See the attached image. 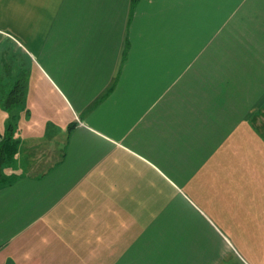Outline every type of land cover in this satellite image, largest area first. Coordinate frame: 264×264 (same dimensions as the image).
I'll return each mask as SVG.
<instances>
[{"label":"crops","instance_id":"obj_1","mask_svg":"<svg viewBox=\"0 0 264 264\" xmlns=\"http://www.w3.org/2000/svg\"><path fill=\"white\" fill-rule=\"evenodd\" d=\"M0 55L3 98L23 85L0 113L32 117L36 148L0 185V264L244 260L264 0H0Z\"/></svg>","mask_w":264,"mask_h":264},{"label":"rangeland","instance_id":"obj_2","mask_svg":"<svg viewBox=\"0 0 264 264\" xmlns=\"http://www.w3.org/2000/svg\"><path fill=\"white\" fill-rule=\"evenodd\" d=\"M1 59V55H0ZM1 62V61H0ZM1 63H0V99H2V91L3 89L7 92L8 86L1 85ZM5 87V88H4ZM7 95V94H6ZM29 112V111H28ZM8 116L4 119L3 115L0 113V148L2 144L5 145L8 139V129L7 124L11 123L13 125V132H11L12 140L16 139L18 142L10 146H15L17 148L16 153L12 156L8 155V147L3 146V151H0L1 157L4 154L2 160H0V185L6 184L10 179V175L13 173L16 174H24L26 172L31 171L30 162L34 160L33 155L36 154L34 150H25V143L30 142L29 137H32L30 133L32 127V117L28 115L24 117L23 113L19 110H12L7 113ZM53 136L52 127H46L42 133L39 134V138L42 140H51ZM28 138V139H26ZM24 141V142H23ZM50 141H47V143ZM12 143V142H11ZM27 144V143H26ZM258 164L254 162L252 159L251 165ZM261 166H264V162H261ZM257 196V195H256ZM252 199H257L255 194L252 193ZM254 200V201H255ZM262 210V208H261ZM264 232V220L263 216L259 214V204L256 202H252L250 206V222L248 225L247 234L243 238H236L234 239V244L237 248H245L246 253L244 254V260L240 259L241 262L238 260H233L231 264H262L260 259V255L258 253L259 247L263 245L262 233ZM261 242V243H260Z\"/></svg>","mask_w":264,"mask_h":264},{"label":"trees","instance_id":"obj_3","mask_svg":"<svg viewBox=\"0 0 264 264\" xmlns=\"http://www.w3.org/2000/svg\"><path fill=\"white\" fill-rule=\"evenodd\" d=\"M23 96V85L19 86L18 83H16L14 85V87L11 89V91L6 95L5 99L3 98V94H2V99H0L2 101L1 106H6L9 107L11 105H17L18 102H20L21 98ZM5 102V103H4ZM264 111V108H263ZM263 116V114H262ZM264 117V116H263ZM259 131L262 133V135L264 136V121H261V124L257 126ZM7 129H8V137H5V139H8L4 144H2V147L0 148V151H3L4 147L7 146L8 147V155L12 156L14 153H16L17 148L15 147L17 144V140L14 139L12 140V136H11V132H13V125L11 123L7 124ZM12 142V143H11ZM15 144V146H10ZM4 146V147H3ZM4 157V154L1 157L0 154V160H2V158ZM1 171H0V175H1Z\"/></svg>","mask_w":264,"mask_h":264}]
</instances>
